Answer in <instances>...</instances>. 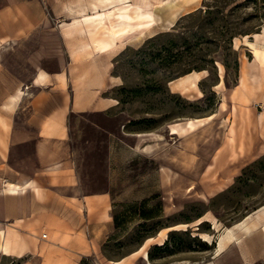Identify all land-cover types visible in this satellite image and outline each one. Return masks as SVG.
I'll return each mask as SVG.
<instances>
[{"label": "rangeland", "instance_id": "1", "mask_svg": "<svg viewBox=\"0 0 264 264\" xmlns=\"http://www.w3.org/2000/svg\"><path fill=\"white\" fill-rule=\"evenodd\" d=\"M82 1L86 11L76 24L69 6L77 0L43 6L45 24L86 30L76 41L91 43L77 49L79 56L125 40L114 59L119 85L109 93L117 107L69 117L84 190L111 193L118 233L105 252L119 256L150 236L152 264L204 261L216 230L264 203V60L246 42L264 44V0H163L155 9L139 0ZM39 35L48 48L60 47L54 33ZM22 55L7 48L6 90L17 83L10 71L26 68ZM195 71H202L197 88L173 89L172 82ZM27 153L30 146L14 154ZM199 217L208 220L196 230ZM162 239L167 244L158 248ZM18 262L0 254V264Z\"/></svg>", "mask_w": 264, "mask_h": 264}, {"label": "crops", "instance_id": "2", "mask_svg": "<svg viewBox=\"0 0 264 264\" xmlns=\"http://www.w3.org/2000/svg\"><path fill=\"white\" fill-rule=\"evenodd\" d=\"M43 4L0 0V254L15 257L17 264H82L83 258L94 264H152L143 257L145 240L119 256L105 252L118 233L111 193L84 190L71 145V115L105 113L118 105L109 94L119 85L113 71L118 50L98 52L91 46L89 55L79 56L77 49L91 43L89 37L76 41L86 30L45 24ZM49 31L60 47L44 44L47 37L39 33ZM7 48L22 50L26 60L24 70L10 71L17 82L10 90L5 88ZM51 50L52 67L46 64ZM18 90L22 93L9 105ZM29 146V155L15 156ZM257 207L229 226L232 238L219 253L226 227L216 230L208 259L184 264H264V213L254 212Z\"/></svg>", "mask_w": 264, "mask_h": 264}, {"label": "bare ground", "instance_id": "3", "mask_svg": "<svg viewBox=\"0 0 264 264\" xmlns=\"http://www.w3.org/2000/svg\"><path fill=\"white\" fill-rule=\"evenodd\" d=\"M138 1V0H137ZM141 3H143L145 7H152L153 9L155 8H160L163 4V0H139ZM186 2L188 1H191V0H185ZM140 3V6H142ZM125 4V3H124ZM70 10L72 14H80L82 16V14H84V12L86 11V7H85V3L82 1V0H77L76 4H71L70 6ZM88 7V6H87ZM112 8V7H111ZM88 9V8H87ZM80 15H75L73 17V24H76L78 22H80V19H79V16ZM83 17V16H82ZM104 19V18H103ZM102 19V20H103ZM102 23V22H101ZM143 33V32H141ZM141 33H139L138 35H141ZM253 36L254 35H258V33H254L252 34ZM260 35H262V33H260ZM246 39V38H245ZM247 40V39H246ZM257 40V39H256ZM255 40V41H256ZM247 44H249L251 46V48L253 49V53H254V56L257 57L258 59L260 60H264V44H258L257 42H254V41H246ZM125 46V40L123 41H120V42H117V43H114L112 45H103V47L101 49H103L102 51L106 52V51H111V50H116L118 48H122ZM219 69H220V73H222L223 71V67H222V64L219 63ZM200 72L202 71H195V72H191V73H188L186 74L185 76H180V79L176 82L173 83V87H176V88H180V89H190L191 87L192 88H197V81L199 80V77H200ZM204 72V71H203ZM39 73V72H38ZM201 78V77H200ZM44 79V78H43ZM42 80V79H40ZM201 80V79H200ZM38 81V80H37ZM43 82V81H42ZM22 90V89H21ZM21 90H18L14 95H12L10 97V101H9V105H12L14 100H16L18 97H19V94L22 93ZM201 92V91H200ZM199 92V93H200ZM213 115V114H212ZM210 115V116H212ZM170 132L171 133H175L176 132V128L175 126L171 125L170 127ZM7 187L9 188H13L15 187V184L13 183H8L7 184ZM258 208V207H257ZM254 212H262L264 213V205L260 206L257 210H255ZM203 220H208V219H204L202 217H199L197 218L193 224H199L200 222H202ZM214 223V222H213ZM214 227H215V224H214ZM224 235L220 237V240L218 242V247L216 248L215 250V253H219L223 247H224V241L232 238V229L229 228V227H226L225 228V231H224ZM197 236H200L204 241L206 242H211L210 240V236L206 233H203V232H196L195 233ZM153 237H147V240H150L152 239ZM164 239L160 240L158 242V244H163L164 243ZM148 250H145L143 251V257L147 260L149 259L148 258ZM148 264H149V261H148Z\"/></svg>", "mask_w": 264, "mask_h": 264}, {"label": "trees", "instance_id": "4", "mask_svg": "<svg viewBox=\"0 0 264 264\" xmlns=\"http://www.w3.org/2000/svg\"><path fill=\"white\" fill-rule=\"evenodd\" d=\"M200 68H204V67H200ZM113 216H114V214H113ZM114 221H115V226L118 227L117 220L115 219V217H114ZM149 237H150V236H149ZM146 238H147V237H145L143 240H145ZM167 241H168V239H166V240L164 241L163 244H158L157 247H158V248H161L163 245L167 244ZM141 243H142V242H141ZM148 258H149L151 261H152L153 258H154L150 250L148 251ZM85 260H87V258H83V259H82V264H85Z\"/></svg>", "mask_w": 264, "mask_h": 264}, {"label": "water", "instance_id": "5", "mask_svg": "<svg viewBox=\"0 0 264 264\" xmlns=\"http://www.w3.org/2000/svg\"><path fill=\"white\" fill-rule=\"evenodd\" d=\"M198 225L199 224H196L195 227H194V229L198 230L199 229Z\"/></svg>", "mask_w": 264, "mask_h": 264}, {"label": "built area", "instance_id": "6", "mask_svg": "<svg viewBox=\"0 0 264 264\" xmlns=\"http://www.w3.org/2000/svg\"><path fill=\"white\" fill-rule=\"evenodd\" d=\"M42 236L45 237V234H43Z\"/></svg>", "mask_w": 264, "mask_h": 264}]
</instances>
